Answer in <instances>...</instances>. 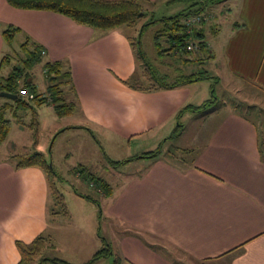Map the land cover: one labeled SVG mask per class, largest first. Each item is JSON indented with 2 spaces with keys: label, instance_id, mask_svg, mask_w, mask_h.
<instances>
[{
  "label": "crops",
  "instance_id": "1",
  "mask_svg": "<svg viewBox=\"0 0 264 264\" xmlns=\"http://www.w3.org/2000/svg\"><path fill=\"white\" fill-rule=\"evenodd\" d=\"M226 13L225 21L233 14L234 20L223 30L219 24L215 52L207 35L213 17L202 13L207 46L200 54L207 51L206 57L219 60L220 73L250 81L264 93V0H233ZM9 25L20 28L16 34L23 32L50 61H61L64 70H71L74 90L66 85L71 91L65 89L67 95L63 89L60 96L76 103L69 115L78 108V118L60 132L84 128L97 138V129H103L119 135L121 142L157 139L161 145L170 136H184L179 110L211 100L196 101L193 85L199 81L153 91L125 84L137 67V55L121 28L100 31L53 11L16 8L7 0H0V61L9 49L3 33ZM216 28L211 26L209 33L217 34ZM43 94H49L48 86ZM216 97L204 110L183 114H206L210 122L203 123L206 132L192 136V145L179 147L189 154L182 165L162 154L135 155L131 160L140 166L125 172L118 184L103 177L112 187L101 203L102 216L110 223L106 240L118 264H264V119L221 108ZM53 103L50 99L49 108L58 115ZM37 149L43 153L39 144ZM18 152L0 154V264H20L17 241L30 243L44 235L54 245L47 233L56 221L49 215L46 171L17 167L23 155Z\"/></svg>",
  "mask_w": 264,
  "mask_h": 264
},
{
  "label": "rangeland",
  "instance_id": "2",
  "mask_svg": "<svg viewBox=\"0 0 264 264\" xmlns=\"http://www.w3.org/2000/svg\"><path fill=\"white\" fill-rule=\"evenodd\" d=\"M195 0H141L140 4L147 12L146 17L142 18L134 26L122 25L120 28L127 32L130 39L135 42L139 39L142 43L143 50L147 55L148 63L151 65L153 74L147 71V68L141 60L137 59V67L133 74L128 78L132 83H141L143 85L152 82L155 73L163 75L168 81H174L181 76L191 73H199L206 75L205 78L199 80V83L193 85L197 88V102H205L203 99H215L219 97V107L236 110L244 113L255 121L264 119V93L258 90L257 86H253L250 81L241 78H233L226 72L220 73L219 60L206 57L207 51L202 54L198 52L187 53L180 57L175 55H158L155 43V34L161 29L162 24L156 21L149 25L148 22L153 19H161L163 17L174 16L182 11L194 9L192 6ZM233 0H224L212 4L206 8V13L213 17L207 25V35L212 43V50L219 49V24L222 29L234 20V14L225 21L227 10L232 7ZM198 6H195V8ZM215 17V18H214ZM146 25V26H145ZM211 26L217 27L218 33L210 32ZM209 30V31H208ZM161 45L167 47L168 43L161 37ZM27 42V44L25 43ZM6 48H9L5 55L8 54L7 64L0 71V77H6L14 66H24V61L31 56L34 49L32 43H29L26 35L18 33L14 36L11 43L7 41ZM198 58V60L185 63L184 58ZM202 57V58H201ZM50 61L48 56L42 55L34 65L28 69L33 76L35 82L38 83L40 92L46 91L49 85L48 78L44 71L46 62ZM52 62V61H51ZM70 66L69 62H66ZM66 71V70H65ZM71 72L70 68H68ZM226 73V74H225ZM219 74L221 82H218ZM72 77V76H71ZM23 81V80H22ZM23 83V82H21ZM239 86V92L235 91L234 86ZM71 87V86H70ZM64 87L63 89H67ZM68 91H71L68 88ZM215 92L214 95L211 93ZM66 92V90H65ZM64 92V93H65ZM47 93V92H46ZM67 93V92H66ZM66 95V94H65ZM68 95V93H67ZM23 98L30 102V105H17L14 99L8 97H0V106L8 104L6 117L10 119L11 126L7 138L0 144V154L5 157L20 151L23 155L32 154L34 147V130L30 127L34 112L39 119L38 128V144L43 151L44 158L48 163H52L59 172V177H54V181L61 193L64 194L66 203V212L64 205L57 204L55 197L50 194L49 198V215L52 222L47 233L51 235L54 245L48 250L47 254L52 257H60L73 264H83L88 262L92 256L103 246V239L109 237V221L102 216V204L106 197L104 192L99 190L94 181L89 177H85L80 168H85L86 172H90L96 176H102L113 184H118L125 176V172L138 169L140 163L135 160L127 161L119 166L110 163L111 160H126L135 155L141 154L146 149L162 148V157L183 164L182 159L189 158V154L185 155L179 147H188L192 145V136L198 134L199 131L206 132L203 123L210 122V118L201 115L194 117L178 118L184 125V136L181 139L169 137L165 143L157 139H127L119 141V135H109L103 129H97L95 137L86 129H68L60 132L64 127L73 124L75 118H78V108L76 115H65L58 117L49 106V103L38 104L36 101L30 100L28 94ZM225 101V104L223 103ZM204 110V109H202ZM185 113V112H184ZM209 113V112H208ZM207 113V114H208ZM26 123V124H24ZM205 126V125H204ZM201 129V130H200ZM166 132L168 128H164ZM60 132V133H59ZM170 133V132H168ZM172 134V132H171ZM170 134V135H171ZM150 138L145 135L143 138ZM146 140V141H145ZM148 140V141H147ZM160 145V146H159ZM25 147V148H24ZM26 149V150H25ZM185 149V148H184ZM22 155V154H20ZM2 157V156H1ZM17 157V155H14ZM149 161L146 159H140ZM86 174V173H85ZM90 195L96 201L90 200L81 194ZM102 203V204H101ZM56 211L58 213H56ZM69 214V216H68ZM63 226V227H59ZM56 244V246H55ZM116 255L102 258L95 264H114Z\"/></svg>",
  "mask_w": 264,
  "mask_h": 264
},
{
  "label": "trees",
  "instance_id": "3",
  "mask_svg": "<svg viewBox=\"0 0 264 264\" xmlns=\"http://www.w3.org/2000/svg\"><path fill=\"white\" fill-rule=\"evenodd\" d=\"M10 5L21 9H35V10H47L53 11L62 15H65L76 23L81 25H86L92 27L93 29L100 31H109L111 29L120 28L122 25L134 26L139 20L146 17L147 12L140 4L141 0H7ZM224 0H195L192 4L194 9H189L188 11H182L174 16L163 17L161 19H153L146 25L160 21L162 24L161 29H159L155 34L156 46L158 50V55H175L180 54V57L186 55L187 53H193L187 49L188 44L191 41L198 42L200 53L205 49L206 41H204V30L203 22L199 25L190 26L185 23L184 20L188 16L195 14H202L206 8L212 4L220 3ZM195 6H198L195 8ZM145 25V26H146ZM20 30V28L13 25L7 26L3 31L6 40L11 43L15 34ZM161 37H164L168 46L161 45ZM131 39V44L136 52L137 59L141 60L143 65L147 68L150 74H153L152 67L148 63L147 55L145 54L142 43L139 39ZM27 44V42H25ZM172 55V56H173ZM42 56V49L40 46L35 45L31 56L24 61V66H14L11 72L6 77H0V91L10 92L18 94V98L15 100L17 105H30L27 99L23 98L21 90L27 91V94L32 101H36L39 105L43 103H49L51 99L54 103L55 110L59 116H65L73 113L76 108L75 102H68L64 97L60 96L63 92V87L66 85L71 86V90H74L73 79L69 71L63 69L64 65L61 61H48L45 64V73L48 78V92L49 94H43L38 91V86L33 82L32 75L29 68H31L35 62H37ZM8 54L3 56L0 61V70L5 68L7 64V59H9ZM198 60V58H188L185 57V63ZM206 75H200L199 73H191L185 76H181L174 81H168L163 75L155 73L152 78V82L146 85L141 83H132L128 79L123 80L128 86L138 89L153 91L164 88H175L180 85L192 83L205 78ZM23 80V81H22ZM23 82V83H21ZM214 93V92H213ZM214 95V94H213ZM216 97V96H213ZM62 98V100H61ZM215 99H211L202 105L185 106L180 113L178 118L183 116L184 112L187 111H199L205 109L210 105L211 102H216ZM8 104L0 106V144L5 141L8 136L11 121L6 117ZM38 114L34 112L33 118L30 123V127L34 130V151L32 154L18 156L19 163L17 167L24 166H40L47 174L50 194L55 197V202L60 205H64V212H66V203L64 194L61 193L54 181V177H59V172L55 169L54 164L48 163L44 158V154L37 149L38 144V128L39 119ZM182 129L183 125L180 124ZM174 136V135H173ZM162 152V148L158 147L153 151L145 152L141 155H137L136 158H155L158 157ZM130 159L126 160H111L110 163L115 166H119ZM85 170V177H89L94 181L99 190L103 191L104 194L111 193L112 187L103 177L93 175L90 172H86L83 167L80 171ZM81 194V193H80ZM81 196L86 197L90 200L96 201L90 195L81 194ZM56 213H58L56 211ZM17 245L22 255L20 264H73L64 259L58 257H52L47 254V251L53 246L50 238L48 236H38L30 243H25L22 241H17ZM113 255L112 245L103 239V246L92 256V258L83 264H95L102 258L111 257ZM114 264H118V259H114Z\"/></svg>",
  "mask_w": 264,
  "mask_h": 264
},
{
  "label": "built area",
  "instance_id": "4",
  "mask_svg": "<svg viewBox=\"0 0 264 264\" xmlns=\"http://www.w3.org/2000/svg\"><path fill=\"white\" fill-rule=\"evenodd\" d=\"M202 19L204 20L206 19V16L204 14H195V15L186 17L184 22L189 24L190 26H193V25L195 26V25H199L202 22ZM187 49L192 52H197L199 51L200 47H199L198 42L191 41L188 44ZM42 53L45 54V51L43 50ZM21 94L26 95L27 91L22 89Z\"/></svg>",
  "mask_w": 264,
  "mask_h": 264
},
{
  "label": "water",
  "instance_id": "5",
  "mask_svg": "<svg viewBox=\"0 0 264 264\" xmlns=\"http://www.w3.org/2000/svg\"><path fill=\"white\" fill-rule=\"evenodd\" d=\"M0 97H8V98L16 100L18 98V94L0 91Z\"/></svg>",
  "mask_w": 264,
  "mask_h": 264
}]
</instances>
